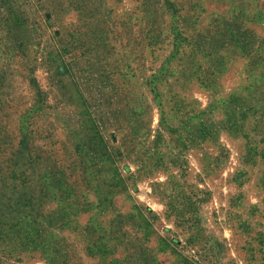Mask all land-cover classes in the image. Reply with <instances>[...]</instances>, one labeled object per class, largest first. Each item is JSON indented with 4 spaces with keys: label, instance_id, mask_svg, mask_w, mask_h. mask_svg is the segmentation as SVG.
I'll return each mask as SVG.
<instances>
[{
    "label": "rangeland",
    "instance_id": "rangeland-1",
    "mask_svg": "<svg viewBox=\"0 0 264 264\" xmlns=\"http://www.w3.org/2000/svg\"><path fill=\"white\" fill-rule=\"evenodd\" d=\"M0 264H264V0H0Z\"/></svg>",
    "mask_w": 264,
    "mask_h": 264
},
{
    "label": "trees",
    "instance_id": "trees-1",
    "mask_svg": "<svg viewBox=\"0 0 264 264\" xmlns=\"http://www.w3.org/2000/svg\"><path fill=\"white\" fill-rule=\"evenodd\" d=\"M178 41H179V38L177 37V40H176L177 45L175 46V47H176V50H177L176 52H178V51H179V48H180V47H179L180 45H179V42H178Z\"/></svg>",
    "mask_w": 264,
    "mask_h": 264
}]
</instances>
